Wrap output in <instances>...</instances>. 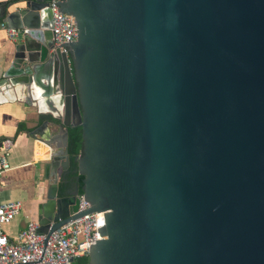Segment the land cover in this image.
<instances>
[{"label":"water","instance_id":"95a60500","mask_svg":"<svg viewBox=\"0 0 264 264\" xmlns=\"http://www.w3.org/2000/svg\"><path fill=\"white\" fill-rule=\"evenodd\" d=\"M60 6L77 28L67 53L49 0L0 1L18 30L0 87L53 110L38 232L103 211L87 264H264V0ZM75 126L81 212L65 178Z\"/></svg>","mask_w":264,"mask_h":264},{"label":"built area","instance_id":"2783aa9c","mask_svg":"<svg viewBox=\"0 0 264 264\" xmlns=\"http://www.w3.org/2000/svg\"><path fill=\"white\" fill-rule=\"evenodd\" d=\"M62 0H49L52 12L51 32L55 47L67 53L66 44L76 39V22L70 14L62 12ZM11 39L17 29L5 27ZM0 151V175L12 168L8 158L13 140L3 138ZM89 203L79 194L77 211H84ZM21 212L19 200L0 202V264H72L73 257L87 256L94 238L92 233H100L98 216H104L103 211L85 212L70 219L50 232L48 236L39 233V223L29 219L14 238H10L2 229L4 224L11 222Z\"/></svg>","mask_w":264,"mask_h":264},{"label":"crops","instance_id":"0c3cea01","mask_svg":"<svg viewBox=\"0 0 264 264\" xmlns=\"http://www.w3.org/2000/svg\"><path fill=\"white\" fill-rule=\"evenodd\" d=\"M12 41L5 28L0 27V75L11 58ZM52 112L48 106L39 112L24 100L5 95L0 87V151L3 138L13 140L8 158L12 168L0 175V202H21L20 214L2 226L10 238L17 235L27 220H36L37 206L45 199L49 180L44 175V163L50 158V146L42 139V124Z\"/></svg>","mask_w":264,"mask_h":264},{"label":"trees","instance_id":"16d2710c","mask_svg":"<svg viewBox=\"0 0 264 264\" xmlns=\"http://www.w3.org/2000/svg\"><path fill=\"white\" fill-rule=\"evenodd\" d=\"M81 150V129L79 126L71 127L68 129V142H67V152H68V159H69V166L68 172L65 175V178L68 180L67 184L71 185L72 187L77 186L78 193L82 194V183L81 178L82 176L79 175V181H75V176L77 175V163L76 157L80 153ZM59 193L61 194L62 191L60 190ZM81 264H87V257H82Z\"/></svg>","mask_w":264,"mask_h":264},{"label":"flooded vegetation","instance_id":"af4514ba","mask_svg":"<svg viewBox=\"0 0 264 264\" xmlns=\"http://www.w3.org/2000/svg\"><path fill=\"white\" fill-rule=\"evenodd\" d=\"M65 175H66V174H65ZM83 257H85V256H83ZM81 259H82V257L79 258V264L82 263Z\"/></svg>","mask_w":264,"mask_h":264}]
</instances>
